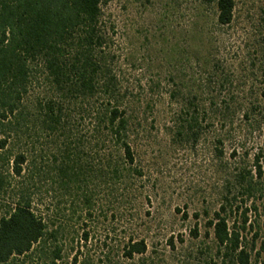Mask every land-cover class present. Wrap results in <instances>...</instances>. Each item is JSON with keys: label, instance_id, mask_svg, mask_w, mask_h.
<instances>
[{"label": "rangeland", "instance_id": "1", "mask_svg": "<svg viewBox=\"0 0 264 264\" xmlns=\"http://www.w3.org/2000/svg\"><path fill=\"white\" fill-rule=\"evenodd\" d=\"M101 14L124 102L139 107L133 150L141 175L124 193L101 180L88 182L89 215L79 192L44 179L31 188L37 209L57 231V264H71L74 255L75 264H219L205 227L213 212L227 200L230 220L239 226L245 211L253 230L264 217V0H235L226 27L199 0H107ZM192 97L194 104L226 108L224 123L211 115L197 139L185 142L174 136L170 113ZM27 142L34 152L49 146L44 137ZM256 156L261 175L246 199L232 187L234 176L242 169L252 174ZM9 168L1 162L8 184L0 216L17 184ZM251 233L242 235L248 240ZM128 238L142 240L145 252L124 258Z\"/></svg>", "mask_w": 264, "mask_h": 264}, {"label": "trees", "instance_id": "2", "mask_svg": "<svg viewBox=\"0 0 264 264\" xmlns=\"http://www.w3.org/2000/svg\"><path fill=\"white\" fill-rule=\"evenodd\" d=\"M106 1L0 0V194L8 184L2 161L10 163L9 173L17 181L11 206L0 216V264H57L61 259L57 231L37 209L31 191L41 179L58 190L79 192L82 211L89 215L88 182L101 180L124 193L126 184L141 175L133 150L139 107L124 102L112 71L115 57L101 14ZM234 1L199 0L214 7L220 27L231 23ZM193 100L175 104L170 113L174 136L185 142L197 139L201 122L211 115L224 123L221 111L226 108ZM31 136L44 137L49 146L34 152L28 148ZM260 169L256 156L252 174L238 171L232 187L249 199ZM231 213L225 200L205 222L219 264H264V217L254 221L253 230L245 211L239 226L230 220ZM245 231L252 232L248 240ZM86 238L83 233L81 239ZM145 249L142 240L128 238L122 255L130 259ZM76 260L74 255L71 264Z\"/></svg>", "mask_w": 264, "mask_h": 264}]
</instances>
